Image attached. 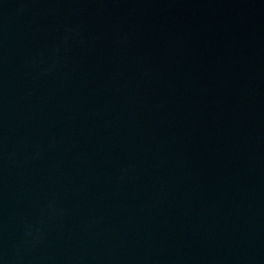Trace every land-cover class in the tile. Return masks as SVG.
<instances>
[{
  "label": "water",
  "instance_id": "water-1",
  "mask_svg": "<svg viewBox=\"0 0 264 264\" xmlns=\"http://www.w3.org/2000/svg\"><path fill=\"white\" fill-rule=\"evenodd\" d=\"M0 264H264V0H0Z\"/></svg>",
  "mask_w": 264,
  "mask_h": 264
}]
</instances>
